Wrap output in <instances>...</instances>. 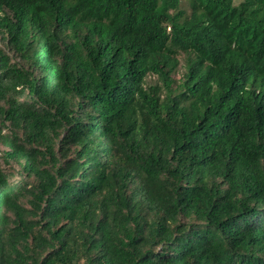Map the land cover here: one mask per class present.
<instances>
[{"label":"trees","instance_id":"16d2710c","mask_svg":"<svg viewBox=\"0 0 264 264\" xmlns=\"http://www.w3.org/2000/svg\"><path fill=\"white\" fill-rule=\"evenodd\" d=\"M0 144V264H264V0H0Z\"/></svg>","mask_w":264,"mask_h":264},{"label":"rangeland","instance_id":"374dc122","mask_svg":"<svg viewBox=\"0 0 264 264\" xmlns=\"http://www.w3.org/2000/svg\"><path fill=\"white\" fill-rule=\"evenodd\" d=\"M236 3H239L241 0H235ZM182 74V67L180 68L179 72L175 75L177 78H179ZM4 149V146L0 144V154H2V151Z\"/></svg>","mask_w":264,"mask_h":264}]
</instances>
